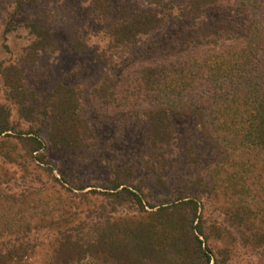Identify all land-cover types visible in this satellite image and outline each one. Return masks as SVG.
<instances>
[{"label": "rangeland", "instance_id": "obj_1", "mask_svg": "<svg viewBox=\"0 0 264 264\" xmlns=\"http://www.w3.org/2000/svg\"><path fill=\"white\" fill-rule=\"evenodd\" d=\"M188 1L0 0V105L10 111L13 127L10 137L0 136V151L9 154L8 158L0 156V201L9 208L6 212L0 209L1 254L16 248L14 255L24 264H53L62 234L96 237L95 227L105 219L138 215L139 205L119 204L105 193L116 167L133 169L135 183L144 189L148 203L158 205L196 194L204 200L209 222L229 225L230 212L239 206L233 189H223L222 181L215 183L217 179L195 188L198 176L204 174L210 180L212 163L205 161L195 170L184 156L195 153V134L204 137V129L198 128L195 117L178 115L180 146L167 156L169 166L164 160L159 164L156 157L160 150L148 137L144 114L153 108L151 99L132 87V74L141 65L164 59L163 53L176 61L184 44L180 36L185 34L191 40L195 15L181 10ZM161 4L167 6L163 9L167 15L160 29L140 36L136 44L115 46L116 19L143 9L161 10ZM237 9L236 0H230L211 7L206 15H235ZM32 24L52 31L55 46L32 54L30 46L37 40L45 41ZM15 66L29 91L27 101L35 108L33 113L20 108L7 85V73ZM103 82L118 91L114 97L127 100L106 105L103 88L98 89ZM60 84L77 89L79 114L95 134L94 138L86 136L80 150L54 148L49 140L51 122L45 113L49 111V96ZM29 132L38 133L45 143L34 154L31 145L20 139ZM142 181L148 185L144 187ZM214 183L221 187L213 188L216 193L212 194L209 191ZM256 227L264 231L260 221ZM231 230L237 238L234 243L230 237L210 238L215 251L231 248V264H264V246L244 241V236L251 234L248 229ZM98 262L91 258L86 264Z\"/></svg>", "mask_w": 264, "mask_h": 264}, {"label": "trees", "instance_id": "obj_2", "mask_svg": "<svg viewBox=\"0 0 264 264\" xmlns=\"http://www.w3.org/2000/svg\"><path fill=\"white\" fill-rule=\"evenodd\" d=\"M226 1L230 0H189L181 10L195 15L191 40L185 34L180 36L184 44L176 61L168 60L163 53L164 59L141 65L132 74V87L151 99L153 108L144 114L148 137L160 150L156 157L159 164L169 166L167 156L175 154L180 146L178 115L195 117L198 128L204 129V137L195 134V153L184 156L189 157L186 162L195 165V170L205 161L212 163L210 180L204 174L198 176L195 188L217 179L215 183L222 181L223 189H233L239 206L230 212L229 225L209 222L204 200L196 194L158 205L148 203L144 189L135 183L133 169L116 167L105 193L119 204L139 205L140 213L105 219L102 225H96V237L62 234L53 264H86L91 258L99 260L98 264H231V248L216 252L209 243L211 237H230L236 242L231 228L245 227L251 233L244 236L245 243L264 246V231L256 227L259 221L264 224V0H236L235 15H206L211 7ZM159 6L161 10L143 9L116 19L115 46L136 44L140 36L160 29L167 6ZM32 27L45 39L30 46L32 54L55 46L52 31L38 24ZM7 77L13 100L23 111L33 113L35 108L28 104L29 91L18 67H11ZM98 89L104 92L106 105L127 100L114 97L118 91L104 82ZM48 101L45 114L50 116L49 140L53 147L83 149L86 136L92 134L94 138L95 134L79 114L77 89L60 84ZM10 116V111L0 105V136L10 137ZM20 139L31 145L32 154L45 147L38 133L29 132L26 137L21 134ZM0 156L8 158L9 154L2 150ZM141 184L148 185L144 181ZM219 187L212 185L209 193L215 194L213 188ZM0 209L9 210L1 201ZM14 250L0 253V264H24Z\"/></svg>", "mask_w": 264, "mask_h": 264}]
</instances>
